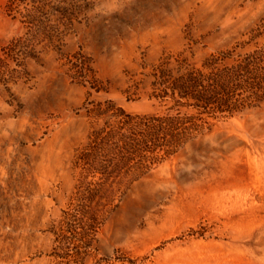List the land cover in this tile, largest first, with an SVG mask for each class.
I'll return each mask as SVG.
<instances>
[{
	"label": "rangeland",
	"instance_id": "obj_1",
	"mask_svg": "<svg viewBox=\"0 0 264 264\" xmlns=\"http://www.w3.org/2000/svg\"><path fill=\"white\" fill-rule=\"evenodd\" d=\"M74 1L84 13L66 27L53 11L62 34L50 43L22 22L26 5L11 13L0 0V264H264V102L212 121L103 222L64 223L90 131L86 104L166 114L150 99L155 67L182 55L200 68L264 45L251 41L264 0Z\"/></svg>",
	"mask_w": 264,
	"mask_h": 264
},
{
	"label": "trees",
	"instance_id": "obj_2",
	"mask_svg": "<svg viewBox=\"0 0 264 264\" xmlns=\"http://www.w3.org/2000/svg\"><path fill=\"white\" fill-rule=\"evenodd\" d=\"M63 2L66 9L54 6L51 0H10L7 7L12 13L18 4L26 5L22 22L30 32L54 43L62 32L52 24V12L60 13L68 27L86 9L74 0ZM251 33L252 42L264 39V16ZM74 63L85 74L90 72L86 61L76 59ZM151 76L150 99L168 105L164 115L129 113L112 100L86 104L91 124L87 141L74 161L79 175L74 208L65 212L69 231L80 218L91 224L103 222L105 213L130 186L210 127L212 121L260 106L264 102V45L243 55L232 50L212 56L200 68L192 67L182 55L168 56Z\"/></svg>",
	"mask_w": 264,
	"mask_h": 264
}]
</instances>
